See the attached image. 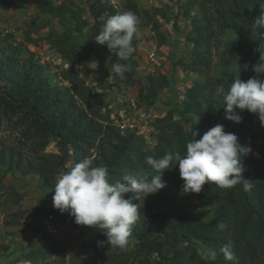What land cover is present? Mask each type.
I'll list each match as a JSON object with an SVG mask.
<instances>
[{"label":"trees","instance_id":"trees-1","mask_svg":"<svg viewBox=\"0 0 264 264\" xmlns=\"http://www.w3.org/2000/svg\"><path fill=\"white\" fill-rule=\"evenodd\" d=\"M9 2L10 0H0V9H7ZM37 2L40 10H50L62 27L60 33L50 34L48 41L70 63V67L62 72L70 88L60 90L45 85L41 70L31 56L26 57L20 68H16L15 59L7 54L10 44L0 45V108L4 109L0 114L7 115L14 128L19 130V143L26 148L20 150L3 144L0 148V163L5 166V170L15 169L20 174H37L42 185L52 189L61 171H69L76 163L88 158L93 167L106 166L109 170V182L115 183L122 179L125 168L133 170V156H137V137L133 132L121 133L109 123L99 121L101 98L97 99L92 95L78 78L73 65L85 55L73 48L70 38L72 34L82 35V47L89 50L92 44L97 43L94 38L106 19L117 12H123V9L107 1L90 0L87 11L92 21L89 22L83 16L84 9L73 0H62L57 6L46 0ZM259 2L260 0L186 1L189 7L197 8L190 22L192 34L188 36L193 45L194 70L207 66L205 47L210 38L225 29H234L238 39L227 41L224 52L228 53L230 59L244 58L239 64L241 80L247 81L257 75L252 68L258 62L259 53L254 52V49L264 42V38L254 35L250 27L261 14ZM44 4L48 6L44 8ZM133 7L136 8L135 5ZM140 14L145 17L146 24L153 32L165 34L160 30L158 21V18L166 15L163 8L150 7ZM137 42L138 39L134 36L132 44L135 52L126 60H121L111 52L107 44L102 45V49L109 57L111 66L115 63L128 66L135 63ZM124 75L133 80L130 70L127 69ZM259 78L264 79V76ZM234 79L232 73L225 70L221 72L217 83L227 91ZM146 81V87L140 93L145 90L146 98L152 102L162 87L163 79L149 75ZM209 88L208 80H205L194 83L186 90L182 111L179 112L196 117L191 130H184L181 123L172 120L171 113L168 112L161 118L162 122L167 123V131L158 135L149 155L159 158L168 151L183 155L186 143L192 138V131L203 135L220 124L224 126L225 132L237 135L241 146L252 149L243 158L242 164L243 177L251 180L253 187L250 191H244L242 184L228 189L205 184L200 193H193L198 203L190 204L181 195L183 180L179 169L171 168L164 171L162 182L165 187L159 192L146 198L141 195L138 200L134 198L135 193H126L124 198L137 203L139 209V219L130 236L136 240V252L143 254L139 258V264H150L146 256L152 251L157 252L161 258V261H152V264H264V127L257 115L247 110L240 113L242 122L239 124L225 119L223 105L221 106L222 97L216 94L215 89ZM203 89H206L205 93H202ZM216 107H221V111L213 114L212 110ZM50 140L55 142V152L44 151ZM91 148H95L92 158ZM139 154L145 155L143 152ZM70 156L73 157L71 168L67 166ZM142 167L150 177L157 174L147 165ZM127 173L134 174L132 171ZM200 207L209 208V214L203 216ZM52 213L57 215L54 210ZM50 240L53 249L61 246L52 232L43 237V241ZM194 240L210 244L217 253L215 259L200 257ZM229 240L233 245L232 261L225 260L219 252ZM101 241H106L103 234ZM179 242L187 245L180 249ZM105 244L107 243L103 245ZM42 252L41 250L40 254ZM80 262L88 264L86 259H80Z\"/></svg>","mask_w":264,"mask_h":264},{"label":"rangeland","instance_id":"rangeland-1","mask_svg":"<svg viewBox=\"0 0 264 264\" xmlns=\"http://www.w3.org/2000/svg\"><path fill=\"white\" fill-rule=\"evenodd\" d=\"M37 1L10 0L7 9H0V45L10 44L7 54L15 59L16 68H20L26 57L31 56L41 70L45 85L68 90L70 84L62 72L70 67V63L48 41L50 34L60 33L62 27L50 10H40ZM46 1L57 6L62 0ZM73 1L84 9L83 16L91 22L87 11L90 0ZM102 1L121 7L123 11L130 10L139 17L140 35L137 38L135 63L126 65L133 80L127 77L116 81L109 77L112 66L102 45L95 43L86 50L82 47V35L78 34H72L70 42L75 50L85 56L75 62L73 67L88 91L97 99L101 98L99 121L103 124L109 123L121 133L133 132L137 137L135 148L139 158L133 156V170L123 169L124 174L132 171L133 175L143 176L145 157L156 144L158 135L167 131V123L162 122L161 118L170 112L172 120L179 121L182 128L189 132L196 117L179 112L182 111L186 90L194 83L205 80H208L209 89L216 90L220 86L217 79L225 70L235 78L241 77L239 64L244 58L230 59L228 53L224 52L227 41L238 39L236 30L225 29L215 33L205 47L207 66L204 65L201 70L193 69V45L188 36L192 34L190 22L197 8L189 7L187 0ZM47 6L43 5L44 8ZM150 7L164 9L165 17L158 18L164 35L153 32L146 24L145 17L140 14L142 10ZM151 52H154L157 63L151 60ZM92 60L98 61L95 71L87 67ZM149 75L163 79L162 87L152 102L146 98L145 90L140 93L146 87V77ZM205 92L206 89H203L202 93ZM220 109L221 107H216L212 113L217 114ZM0 111L4 109L1 107ZM0 117V148L6 144L20 150L26 149L19 143V130L14 128L8 116L0 114ZM56 150L53 140L44 147L45 152ZM94 150L95 148H91L90 158L95 155ZM141 152L145 155L141 156ZM72 165L73 157L70 156L67 166L71 168ZM174 169H179V165ZM64 173L61 171L57 180ZM53 189L44 187L37 174H20L15 169L5 170V166L0 163V264H81L80 259L88 260V264H139V258L143 254L136 252V240L130 237L123 250L111 248L108 244L101 248L98 242L101 241L102 233L99 230L77 225L74 217L68 213L61 214L53 208ZM183 197L190 204L198 203L193 194ZM53 210L56 216L52 213ZM200 213L203 216L208 215L209 208L200 207ZM49 228L54 229L52 233L61 245L57 249L52 248L51 240L43 241L44 235L50 233ZM179 243L180 249L187 245L185 242ZM193 243L200 257L213 259L210 244L199 240H194ZM146 258L150 264L152 261H161L155 251Z\"/></svg>","mask_w":264,"mask_h":264},{"label":"clouds","instance_id":"clouds-1","mask_svg":"<svg viewBox=\"0 0 264 264\" xmlns=\"http://www.w3.org/2000/svg\"><path fill=\"white\" fill-rule=\"evenodd\" d=\"M258 5L261 14L250 29L254 35L264 38V0H260ZM139 24V17L134 12H117L106 19L94 39L100 45L107 44L111 52L126 60L135 52L132 41L134 36L139 38ZM254 52L259 53L258 62L252 68L257 75L247 81L239 76L227 91L220 85L216 93L222 97L225 119L239 124L242 122L240 113L247 110L257 115L264 127V79L259 78L264 76V44ZM87 67L95 71L98 61L88 62ZM126 70V65L115 63L109 77L122 80ZM191 136L183 155L168 151L159 158L153 155L145 157L146 165L157 173L151 177L147 172L143 176L126 173L121 180L110 183L106 166L93 167L90 159H83L57 180L53 189V208L74 217L77 225L99 230L106 236V241L98 244L107 243L111 248L123 250L139 219L138 204L125 199V194L135 193L134 198L138 200L141 195L146 198L159 192L165 187L162 182L164 171L175 168L177 164L183 180L181 195L198 194L205 184H214L220 189L242 184L244 191L251 190V180L243 177L242 160L252 149L241 146L237 135L225 132L224 126L217 124L203 135L192 131ZM232 246L229 240L219 249L227 261L234 260ZM216 255V251L211 252L213 259Z\"/></svg>","mask_w":264,"mask_h":264},{"label":"built area","instance_id":"built-area-1","mask_svg":"<svg viewBox=\"0 0 264 264\" xmlns=\"http://www.w3.org/2000/svg\"><path fill=\"white\" fill-rule=\"evenodd\" d=\"M150 58H151V60H152L154 63H157V61H156V56H155L154 52H151V53H150ZM49 217L51 218L50 215H49ZM48 230H49V232H54V231H53L54 229H52V228H51V229L49 228Z\"/></svg>","mask_w":264,"mask_h":264}]
</instances>
